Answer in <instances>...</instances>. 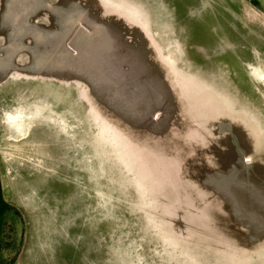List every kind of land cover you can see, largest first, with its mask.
Instances as JSON below:
<instances>
[{
	"label": "rangeland",
	"instance_id": "obj_1",
	"mask_svg": "<svg viewBox=\"0 0 264 264\" xmlns=\"http://www.w3.org/2000/svg\"><path fill=\"white\" fill-rule=\"evenodd\" d=\"M258 68L264 0H0V264H264Z\"/></svg>",
	"mask_w": 264,
	"mask_h": 264
},
{
	"label": "bare ground",
	"instance_id": "obj_2",
	"mask_svg": "<svg viewBox=\"0 0 264 264\" xmlns=\"http://www.w3.org/2000/svg\"><path fill=\"white\" fill-rule=\"evenodd\" d=\"M256 72L258 73L259 76H262V78L264 79V69L262 70L261 68L260 69L258 68L256 70ZM3 121L6 123V125L8 126V128H10L12 131H14L16 129L17 125L18 126H21L23 124V125H25V127L27 126V124L22 121V118L20 116H17V115H14V116H12V115L5 116L4 119H3ZM12 133H14V132H12ZM22 133H24V132H22ZM24 134H26V131H25Z\"/></svg>",
	"mask_w": 264,
	"mask_h": 264
}]
</instances>
